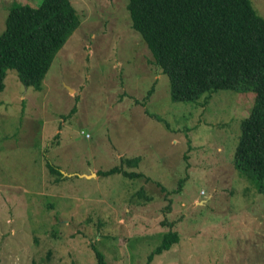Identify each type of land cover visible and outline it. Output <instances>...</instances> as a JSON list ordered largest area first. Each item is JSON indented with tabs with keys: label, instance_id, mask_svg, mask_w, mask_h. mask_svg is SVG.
Instances as JSON below:
<instances>
[{
	"label": "rangeland",
	"instance_id": "rangeland-1",
	"mask_svg": "<svg viewBox=\"0 0 264 264\" xmlns=\"http://www.w3.org/2000/svg\"><path fill=\"white\" fill-rule=\"evenodd\" d=\"M41 1L0 0V34ZM69 1L80 25L41 89L8 69L0 91V264H147L168 230L151 264H264V192L233 159L253 91L172 101L127 0ZM115 166L143 175H96Z\"/></svg>",
	"mask_w": 264,
	"mask_h": 264
},
{
	"label": "trees",
	"instance_id": "trees-1",
	"mask_svg": "<svg viewBox=\"0 0 264 264\" xmlns=\"http://www.w3.org/2000/svg\"><path fill=\"white\" fill-rule=\"evenodd\" d=\"M126 9L132 29L167 77L172 101H195L221 89L253 91V105L241 122L233 159L239 175L264 192L263 16L250 0H127ZM79 25L69 0L11 6L0 34V91L8 69L16 70L24 86L41 89L56 53ZM127 163L136 165L138 158ZM113 173L130 179L143 175L116 166L96 175ZM176 241L175 232L163 233L147 264ZM95 252L98 264H103Z\"/></svg>",
	"mask_w": 264,
	"mask_h": 264
},
{
	"label": "water",
	"instance_id": "water-1",
	"mask_svg": "<svg viewBox=\"0 0 264 264\" xmlns=\"http://www.w3.org/2000/svg\"><path fill=\"white\" fill-rule=\"evenodd\" d=\"M68 90H71V88H69V86H65ZM65 175H70V174H66L65 172H63ZM78 176H83V177H85V178H88L90 175L89 174H77ZM93 175H95L94 173H93Z\"/></svg>",
	"mask_w": 264,
	"mask_h": 264
},
{
	"label": "crops",
	"instance_id": "crops-1",
	"mask_svg": "<svg viewBox=\"0 0 264 264\" xmlns=\"http://www.w3.org/2000/svg\"><path fill=\"white\" fill-rule=\"evenodd\" d=\"M66 174H70V175H72L71 173H66ZM80 174H83V173H80ZM85 174V173H84ZM66 176H68V175H66ZM82 177V176H81Z\"/></svg>",
	"mask_w": 264,
	"mask_h": 264
}]
</instances>
